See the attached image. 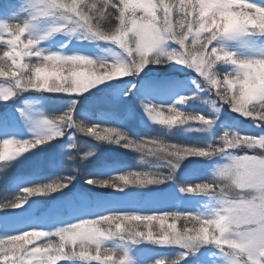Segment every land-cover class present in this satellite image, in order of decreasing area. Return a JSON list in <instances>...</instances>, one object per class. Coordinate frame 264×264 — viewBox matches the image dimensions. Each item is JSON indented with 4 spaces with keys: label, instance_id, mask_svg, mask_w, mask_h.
<instances>
[{
    "label": "snow or ice",
    "instance_id": "1",
    "mask_svg": "<svg viewBox=\"0 0 264 264\" xmlns=\"http://www.w3.org/2000/svg\"><path fill=\"white\" fill-rule=\"evenodd\" d=\"M0 185V264H264V0H0Z\"/></svg>",
    "mask_w": 264,
    "mask_h": 264
},
{
    "label": "rangeland",
    "instance_id": "2",
    "mask_svg": "<svg viewBox=\"0 0 264 264\" xmlns=\"http://www.w3.org/2000/svg\"><path fill=\"white\" fill-rule=\"evenodd\" d=\"M198 108H202V105H198ZM90 112L92 113H99V112H111L114 115H116L117 117H120L123 119V123L124 125L128 126L129 128H137L138 126H144L146 127V129H150V130H161V132L165 133L164 130L161 129L160 126H152L149 127L145 121L143 119H141L140 115L138 112H136L133 116H127V110L125 107L120 106L118 104H112V105H108V104H104V105H93L90 109ZM166 134V133H165ZM168 136H170L171 138H177V139H182V140H192V134H188L187 136H185L184 134H179V133H171V134H167ZM111 158V157H110ZM66 163V161H65ZM133 165L136 166V163ZM32 171V169L30 167H24L18 170L19 174L22 176H26L28 175L30 172ZM4 186L0 185V194L4 193Z\"/></svg>",
    "mask_w": 264,
    "mask_h": 264
},
{
    "label": "trees",
    "instance_id": "3",
    "mask_svg": "<svg viewBox=\"0 0 264 264\" xmlns=\"http://www.w3.org/2000/svg\"><path fill=\"white\" fill-rule=\"evenodd\" d=\"M126 128H129L128 126L124 125ZM132 129V128H130ZM134 132L139 133L140 135H145V136H161L165 139H167L169 142H184L182 139H177V138H171L170 136L166 135L165 133L161 132V130H150L146 129L144 126H138L137 128L132 129ZM107 157H111L112 159H117L123 162L124 165H133L135 164L139 158V154L133 153L131 151H125L123 149L116 150L115 147L109 152L105 154ZM67 164H70V162L66 161ZM82 182V181H81ZM6 192L1 193L0 197L5 195Z\"/></svg>",
    "mask_w": 264,
    "mask_h": 264
}]
</instances>
